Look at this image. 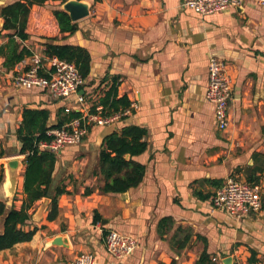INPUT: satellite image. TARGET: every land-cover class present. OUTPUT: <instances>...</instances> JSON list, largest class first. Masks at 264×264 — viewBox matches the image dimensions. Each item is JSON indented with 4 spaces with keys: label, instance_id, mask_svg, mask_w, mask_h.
Here are the masks:
<instances>
[{
    "label": "crops",
    "instance_id": "1",
    "mask_svg": "<svg viewBox=\"0 0 264 264\" xmlns=\"http://www.w3.org/2000/svg\"><path fill=\"white\" fill-rule=\"evenodd\" d=\"M15 1L0 0L1 26L2 6ZM88 1L90 15L77 21L75 33L60 32L52 10L62 4L50 0L32 7L30 37H16L21 46L46 58L48 38L87 48L91 70L78 91L84 102L77 95L55 99L44 89L16 88L13 77L31 56L7 68L0 50L4 158L20 155L18 128L25 108L47 109L49 126L74 111L81 117L104 111L101 100L115 81L117 97L126 96L137 107L108 125L89 124L80 143L55 153L49 191L55 196L58 187L64 189L58 215L48 219L51 197L37 200L26 226H36L35 235L0 250V264H59L84 252H93L101 264H197L204 251L214 264H264V7L244 4L202 16L184 6L186 0ZM0 32V45L7 44L9 31ZM212 55L224 61L232 81L226 129L219 127L205 96ZM132 124L147 131L146 150L133 157L144 165L143 179L122 193L103 192L102 145ZM25 170L24 159L19 197L12 201L16 208L26 197ZM228 176L262 186L259 211L235 218L213 206V196ZM3 184L0 200L6 196ZM45 198L47 207L37 217ZM109 230L137 240L130 256L116 259L108 251ZM57 236L66 238L67 245L53 244Z\"/></svg>",
    "mask_w": 264,
    "mask_h": 264
},
{
    "label": "trees",
    "instance_id": "2",
    "mask_svg": "<svg viewBox=\"0 0 264 264\" xmlns=\"http://www.w3.org/2000/svg\"><path fill=\"white\" fill-rule=\"evenodd\" d=\"M47 1L50 0H17L2 6L1 17L4 19L2 30L9 31L6 35L10 40L7 44L0 45V50L1 53L6 54L4 65L7 68H11L26 57L33 55L30 48L17 43L16 37L21 40L30 37L27 32V25L31 9L34 5L43 6ZM52 1H60L63 4L68 0ZM52 12L61 33L73 34L78 30V23L72 21L69 13L62 7L55 8ZM47 40L44 43V53L47 56H56L73 62L83 79L89 76L91 53L87 48L78 44L53 42L52 40H56V38H48ZM116 84L115 81L101 100V104L104 106V111H102L104 115L124 112L131 106V102L126 96L117 97ZM49 115L47 109L25 108L23 111V120L18 128V137L21 142L20 154L25 155L26 161L24 173L26 197L23 199L20 208H16L14 202L9 206L7 199L0 200V218H3L0 250L12 248L19 242L30 241L33 238L37 227L27 229L26 226L32 218L31 209L37 200L47 196L51 197L48 219L54 220L58 215V196L64 192V189L58 187L55 196L50 195L49 191L57 156L51 151L39 148L37 144L50 137L48 135L49 130L62 127L73 119H79L81 114L74 111L66 120L51 126L47 124ZM146 134L145 128L132 124L126 125L120 134H112L105 139L100 152V168L105 178V184L101 187L103 192L122 193L137 186L142 181L145 171L144 165L135 161L133 157L146 150ZM127 154L130 155L129 158ZM4 157L5 150L0 144V159ZM5 179L4 164L0 161V184L4 183ZM16 199L17 196L15 195L13 200ZM254 260L255 258L251 257L249 262L252 263ZM197 264H214V262L211 256L204 251Z\"/></svg>",
    "mask_w": 264,
    "mask_h": 264
},
{
    "label": "built area",
    "instance_id": "3",
    "mask_svg": "<svg viewBox=\"0 0 264 264\" xmlns=\"http://www.w3.org/2000/svg\"><path fill=\"white\" fill-rule=\"evenodd\" d=\"M244 4H256L264 7V0H186L183 3L184 6L202 16L226 11L230 7H240ZM46 59L47 63H45ZM13 78L14 86L18 89H44L55 99L77 95L78 101L84 102V96L78 93L84 79L77 66L73 62L56 56L46 58L39 54L31 55L27 67ZM205 96L213 104L219 127L226 129L230 119L229 105L232 96V81L226 73L224 61L217 55L210 57L209 83ZM134 107H137L135 103L131 104L124 112L112 115H104L100 109L79 119H73L62 127L49 130L48 135L50 137L40 141L37 145L43 150L59 153L66 146L80 143L89 124L108 125L117 118L129 114ZM261 194L262 186L259 183H249L229 176L213 196V206L224 210L232 217L242 218L262 208ZM105 242L108 251L116 259L130 256L137 247V240L133 236L115 230H109L106 233ZM59 264L101 263L98 262L93 252H84L74 260Z\"/></svg>",
    "mask_w": 264,
    "mask_h": 264
},
{
    "label": "water",
    "instance_id": "4",
    "mask_svg": "<svg viewBox=\"0 0 264 264\" xmlns=\"http://www.w3.org/2000/svg\"><path fill=\"white\" fill-rule=\"evenodd\" d=\"M1 2L5 3V0H1ZM62 8L69 13V16L72 21L77 22L80 19H83L90 15L91 12V3L88 0H68L62 4ZM3 28L1 26L0 19V29ZM25 155H15L4 158L2 163L4 164L6 179L4 182L5 187H7L8 194H14L17 183L19 181L20 171L23 167L24 157ZM48 198L43 200V203L40 205L38 209L37 217H40L44 210L47 207ZM53 244L56 245H67V239L62 236H57L52 240Z\"/></svg>",
    "mask_w": 264,
    "mask_h": 264
},
{
    "label": "rangeland",
    "instance_id": "5",
    "mask_svg": "<svg viewBox=\"0 0 264 264\" xmlns=\"http://www.w3.org/2000/svg\"><path fill=\"white\" fill-rule=\"evenodd\" d=\"M48 9H49V7H47ZM77 145V144H76ZM7 158V157H6ZM4 160V159H3ZM23 168V167H22ZM22 174V170L20 171V175ZM229 177V176H228ZM1 187H3L2 189H3V194H5L6 196H5V198H3V199H7L8 200V204L10 205L11 203H12V201H13V198H14V196L16 195L17 197H19L18 196V193H19V181H18V183H17V187H16V190H15V193L14 194H8V191H7V187H5V185L3 184V186H1Z\"/></svg>",
    "mask_w": 264,
    "mask_h": 264
},
{
    "label": "bare ground",
    "instance_id": "6",
    "mask_svg": "<svg viewBox=\"0 0 264 264\" xmlns=\"http://www.w3.org/2000/svg\"><path fill=\"white\" fill-rule=\"evenodd\" d=\"M22 170V169H21ZM19 179H20V177H19Z\"/></svg>",
    "mask_w": 264,
    "mask_h": 264
}]
</instances>
